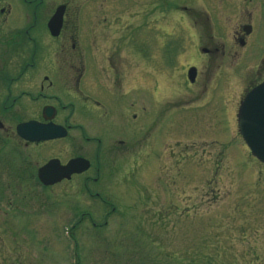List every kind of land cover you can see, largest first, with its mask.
Listing matches in <instances>:
<instances>
[{
  "label": "rangeland",
  "instance_id": "374dc122",
  "mask_svg": "<svg viewBox=\"0 0 264 264\" xmlns=\"http://www.w3.org/2000/svg\"><path fill=\"white\" fill-rule=\"evenodd\" d=\"M9 1L14 8L27 6L16 3L22 0ZM69 1L77 3L84 15L86 0ZM52 2L44 0L42 12L47 11ZM220 2L198 0L195 8L208 15ZM132 3L128 0V5L123 6L117 16L123 29L140 33L146 29L142 17L132 11ZM130 4L132 9L128 10ZM122 13L124 19L120 17ZM206 14L202 17L203 24L207 23ZM136 21L142 25L141 30ZM127 39L121 44L127 46ZM141 45L142 54L152 49L148 36L143 34ZM253 51L259 53L256 48ZM225 61H214L209 68L208 62L200 63L199 86L192 92L181 86V65L174 67L173 81L178 89L174 86V94L160 95L150 116L142 113L139 173L143 177L140 179H135L131 163L125 178L110 174L97 182H87L85 177L76 176L43 187L35 176L39 165L53 156L64 160L77 152H88L90 158L97 161L90 144L84 140L75 144L69 136L21 145L23 164L18 162L13 143L10 148L6 145L0 155V264H264V165L250 154L234 130L235 115L230 106L233 101L225 86L221 88L220 98L228 101L226 113L217 110V115H213L211 105L206 111L202 109L205 104L213 103L214 92L224 84L223 73L233 66L231 61ZM234 73L227 83L229 87L237 83V76L245 77L246 65L236 64ZM216 81L218 86L212 89ZM85 84L83 75L80 87L84 88ZM141 98L148 112L151 102L147 96ZM80 99L84 100V96ZM38 104L18 110L12 119L38 116ZM85 104L87 101H80L79 114L75 115L77 118L72 117L73 120L86 122V114L81 111ZM220 106L224 108L225 103ZM216 109H219L217 105ZM55 120L62 122V117ZM188 144L193 148L187 149ZM149 147L151 151L158 147L159 160L149 157ZM224 148L231 153L227 158L222 156ZM108 163L110 160L104 164ZM218 164L223 165L221 172ZM19 167L23 181L17 175ZM117 183L121 184V190L113 193L111 185ZM170 184H174V188ZM95 191H111L114 202L120 205L119 210L126 209L123 230L95 231L87 223L77 222L79 208L90 207V200L96 199ZM9 204L12 211L5 212L2 206ZM166 206L177 208L167 212ZM185 206L190 209L182 216L181 212L188 208ZM156 210L162 211L164 216L168 213V218L156 223ZM130 225L138 226L136 234H131L135 229ZM120 235L122 237L118 238Z\"/></svg>",
  "mask_w": 264,
  "mask_h": 264
},
{
  "label": "flooded vegetation",
  "instance_id": "af4514ba",
  "mask_svg": "<svg viewBox=\"0 0 264 264\" xmlns=\"http://www.w3.org/2000/svg\"><path fill=\"white\" fill-rule=\"evenodd\" d=\"M43 1L22 0L16 3L27 6L14 8L9 0H0V151L4 144L10 148L13 143L18 162L25 160L21 145L29 142L15 138L17 123L32 118L45 121V111L54 122L62 117L56 123L67 128L63 139L71 136L75 144L84 140L96 154L97 163L88 152L72 153L64 160L59 157L61 163L79 155L89 159V168L70 179L81 175L96 181L110 174L125 178L128 164L136 170L141 158V97L144 94L151 101L152 108L145 113L150 116L160 95L170 96L178 89L173 81L177 64L182 69V88L192 92L199 86L200 63L208 62V68L220 60L244 63L245 81L239 78L238 84L232 83L237 84L233 91L238 94L232 111L238 97L264 80V0H221L207 12L213 19L204 12L206 24L202 23L205 14L195 8L198 0H132L133 11L146 29L140 33L123 29L119 22L117 14L128 0H86L84 15L69 0H53L42 12ZM59 4L64 9L54 33L57 24L50 30L48 21ZM120 17L124 19L123 13ZM136 24L141 30L140 22ZM142 34L150 41L148 54H142ZM124 37L127 46L121 44ZM191 66L195 67L192 80L187 76ZM83 75L86 84L81 88ZM81 100L87 101L81 109L86 122L72 119L79 114ZM32 103L38 104V116L12 119ZM212 109L213 115L218 113L215 104Z\"/></svg>",
  "mask_w": 264,
  "mask_h": 264
},
{
  "label": "water",
  "instance_id": "95a60500",
  "mask_svg": "<svg viewBox=\"0 0 264 264\" xmlns=\"http://www.w3.org/2000/svg\"><path fill=\"white\" fill-rule=\"evenodd\" d=\"M61 8L56 10L53 19L51 18L52 22L60 19ZM237 125L251 154L264 162V82L241 101L237 112ZM16 131L27 140L49 139L65 134L62 126L34 120L19 123ZM88 165V161L81 157L72 158L65 165H60L57 159H51L39 168L38 176L43 183L49 184L62 177H69L72 172L82 171Z\"/></svg>",
  "mask_w": 264,
  "mask_h": 264
}]
</instances>
